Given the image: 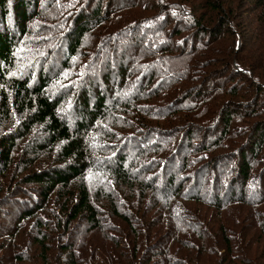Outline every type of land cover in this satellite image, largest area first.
I'll return each mask as SVG.
<instances>
[{
  "label": "trees",
  "instance_id": "16d2710c",
  "mask_svg": "<svg viewBox=\"0 0 264 264\" xmlns=\"http://www.w3.org/2000/svg\"><path fill=\"white\" fill-rule=\"evenodd\" d=\"M58 1L0 0V264H259L238 251L241 235L231 223L240 222L245 216L230 214L226 207H250L246 219L248 225L254 226L260 210L254 207L258 202L249 199L255 193H238L232 190V184L244 183L253 176L251 157L257 159L264 147V101L257 96L245 97L247 91L242 93L235 83L241 81V88L254 85L248 81H258L256 76L236 69L234 64L225 72L210 70L218 61L208 55L209 43L215 42L210 40L212 36H220L218 33L225 29L230 31L229 21L239 14L233 8L240 0L230 1L229 15L223 12L224 0H213L211 7L218 11L215 27L205 24L201 16L192 17L196 6L188 3L185 7L190 14L186 15L185 9H179L176 15L166 14L158 35L168 29L171 20L174 37L181 36L182 30L176 26L182 20L193 29L190 51L179 52L171 36L165 37L168 42L163 50L130 40L126 42L127 51L123 46L112 47V53L102 57L101 66L95 64L106 49L104 44L112 36L117 18L119 24L123 21L119 27L130 36L145 26L126 18L127 13L120 15L122 9L118 8L123 0H74L67 27L47 31L40 39L43 48L29 49L31 36L36 32L31 21L39 19ZM250 1L262 6L264 12V0ZM77 3L80 5L75 7ZM262 14L254 19L258 24L264 18ZM7 19L10 22L5 25ZM216 28L221 30L215 31ZM89 36L97 38L99 47L95 57L84 63L85 75L80 85L86 86L85 91L73 105L75 115H70L62 109L65 96L60 95L67 92L80 50ZM241 36L239 52L244 49V34ZM148 40L154 44L158 41L156 36ZM251 41L246 37V46ZM138 46H144V50L137 52L140 58L133 72L129 66L134 62L132 51ZM233 47L236 48L234 44ZM120 48V54L116 53ZM127 52L130 53L126 56ZM227 55L233 57L234 53L228 50ZM257 55L260 54L241 55L242 69L255 70L260 66L262 60ZM181 58L187 66L192 62L189 67L193 70L187 68L177 75L174 84L181 85V90L165 101L171 110L167 105L164 110L169 112L168 118L172 114L173 123L183 114L185 133L177 152L167 159L174 144L165 149L163 141L147 145L145 138L137 139L142 129L154 134L161 130L149 128L139 119L129 127L140 130L122 138L113 133L118 125L112 119L121 106L123 85L133 81L136 71L144 69L138 89L144 95L149 92L153 101L152 86L146 87L143 81L155 80L169 66L173 70L177 61L182 65ZM26 60L31 65L38 62L39 71L33 80L31 72H24ZM45 65L58 69L44 72ZM96 70L98 74L105 73L101 81L87 80L86 76H98ZM111 75L112 86L117 89H113L109 102L104 89L110 87ZM59 85L63 88L52 94L51 90ZM263 91L257 86L255 93ZM150 110L151 107L142 113L145 118L150 116ZM122 112L129 119V108ZM236 117L244 119L243 124L250 125V129L237 148L235 174L222 185L223 191L218 185L224 175L222 166H228L231 158L220 154L207 157L199 173L181 174V166L176 168L178 159L188 161L195 152L211 150L229 134ZM202 131L205 134L201 135L200 148L185 153L186 148L194 146L196 133ZM211 132L216 137L214 141L209 140ZM111 138L115 145L140 143L132 146L134 153L127 157L123 149L116 154V149L107 143ZM21 139H26L25 147H20ZM40 154L46 161L39 160ZM22 162L25 170L20 168ZM211 169L220 173L215 174L210 187H205L200 182L209 180L205 172ZM258 177L262 180L253 177L251 181L259 194L264 191V167ZM189 182L193 185L187 187ZM26 235L31 237L26 239Z\"/></svg>",
  "mask_w": 264,
  "mask_h": 264
},
{
  "label": "rangeland",
  "instance_id": "374dc122",
  "mask_svg": "<svg viewBox=\"0 0 264 264\" xmlns=\"http://www.w3.org/2000/svg\"><path fill=\"white\" fill-rule=\"evenodd\" d=\"M74 0H60L58 3L50 10L42 13L39 19L36 20V18H33L32 22V29H34L36 32L31 36L32 39V45H30L29 49H42L43 45L40 42L41 37L46 33L47 31H56L60 29H64L67 27V21L72 14V10H70V5L72 4ZM230 1L234 0H224V6L223 11L226 14L231 13V3ZM211 2H208V0H123L119 3V8L121 10V16L126 14V18H129L134 20V22H137L138 24H143L145 28L143 30H138V32L134 36H130L129 34L125 33L122 28L119 27L123 23V21L119 24L118 23V18L116 19V27L115 30L111 33L112 36L110 38H107L104 46L106 49H104V52L98 55V61L96 62L95 66H101L100 63L102 62V57L107 54L112 53V47H119L123 46L126 49L127 43L130 40H134L136 42H139L141 44L144 43L146 48H151L152 46H156L157 49L163 50L164 47L166 46V43L168 42V39H165V37L171 36V39H174V43L176 46L179 48L178 51L181 52L182 50H187L190 51L192 48V38L194 36V33L192 32V28L189 24H184L182 20H180V24H178L176 27L181 28L182 30V35L178 36L177 38L174 37V33L172 31L174 29L171 23V20L168 23V29L163 30V32L158 35V27L159 25L164 24V20L166 19V14L172 13V15H176L179 12V9H185V14L188 15L191 13L189 8L185 7V4L188 3L191 7H194L195 9V15H192V17H197L201 16L203 18V21L205 24H210L211 26L214 25V21H216L217 13L218 11H215L212 9ZM81 3V2H80ZM80 3H77L75 7L80 5ZM242 5L241 8H238V4ZM105 8V4H104ZM234 11L235 13H239L236 15V18L233 20L229 21V28L230 31L226 30L218 33L217 36L214 35L210 40H213L215 42L209 43L208 49L211 60L213 61H218V64L214 67H212L210 70L214 68H218L220 72L224 71L225 68H229L234 64L236 69L243 70L244 72H248L249 76H256L258 81H248V83H253L254 85L247 86L245 85L244 88H241V81H235L237 88L242 92H246L245 97H261L262 100L264 101V91L260 94L257 92L258 95H256L257 91V86H261L264 89V12L261 11L262 6H257L256 3H253L250 0H240L239 3H235L234 6ZM261 11V12H260ZM242 13V15H240ZM262 14V22L258 24V22H255L254 19L260 14ZM10 17V16H9ZM215 17V18H214ZM11 18V17H10ZM210 22H209V21ZM10 22V19H7L5 22V25H8ZM30 22V23H31ZM29 23V24H30ZM89 23V21H88ZM118 27L120 29H118ZM215 27V25L213 26ZM223 28V27H222ZM138 29V28H135ZM170 30V31H168ZM221 30L219 28H216L215 31ZM230 32H234L230 33ZM240 34H237V33ZM242 33L244 34V49H242L241 52H239L240 44H242ZM237 34V36H236ZM241 37H240V36ZM150 36H156L158 41H154L152 43L148 38ZM246 37H250L252 39L251 43L249 46H246ZM96 37L89 36L84 40V44L82 46L83 50H80L79 53V60L78 64L74 66V74L71 79V81L67 85V92L66 94H61V97H64V101L62 104V109L67 112L70 115H75V111L73 110V105L75 101L79 98L80 93L85 91L84 85H80L81 83V77H83L85 74V61L87 59L93 58L96 55L97 48L99 47L96 44ZM209 41V40H208ZM201 40L199 41V46ZM233 44L236 46L234 49ZM204 47H206L204 45ZM123 50V48L115 50L116 53L120 54V52ZM144 46H138L137 48L133 49L132 55L134 56L133 58V64L129 66L131 67V71H135V66L136 62L139 60V55H137L138 51H143ZM232 50V52L236 53L235 57H229L227 55V51ZM253 50H255L253 52ZM32 51V50H29ZM127 52L126 56L128 55ZM259 53L260 55H257L261 58L262 63L260 66L255 67V70L253 69H248L244 70L242 69L241 63H239L240 56L242 55L243 57H249V54H256ZM248 54V55H247ZM230 55V54H229ZM247 55V56H246ZM116 56V54H113V58ZM237 56V59H236ZM193 57H196L195 55ZM199 57V56H198ZM112 58V59H113ZM166 58L165 56L162 58ZM256 58V57H255ZM161 59V60H162ZM182 59V58H181ZM185 59H182L181 63ZM199 58H197V61ZM231 61V62H230ZM126 63V61H125ZM174 63V62H173ZM179 62L177 61L175 63L174 69L172 67H168L167 70H165V73L161 75L160 77H157L153 81H149L148 79H145L143 81L144 85L146 87H151L152 90L150 91L153 95V101L150 99L149 92L144 95L142 92H140V89H138V83L142 81V75L144 74V69H139L132 75L133 81H127L123 85V94L122 98L120 100L121 106L116 112V117L113 118V122L117 124L118 126L116 127L117 130L113 131L115 135H120L122 138H126L131 131L138 132V130L135 129V127H129L132 124H137L138 120L141 119L142 124H147V127L150 128H157L161 131H156L155 134L148 130V129H142V133L140 134L141 137H138L137 139L140 138H145L147 141V145H155L159 142L165 143L164 148H171V146L174 144V149L172 153L167 157L169 159L172 157L177 150L179 149L181 145V141L183 139V114H180V118L178 119V122L173 123L170 120V117L168 118V113L167 111L164 110L166 105L170 108L172 106L168 105L167 99L170 97H173L175 94L180 92V87L181 85L176 86L175 81H177V75L184 71L187 68H190V70H193V68L189 67L193 63L190 62L189 65L187 66L185 63L178 64ZM224 64V65H223ZM212 66V65H211ZM209 66L208 69L211 67ZM49 66H44V72L47 71L48 73H54L57 71V67L53 69H49ZM162 68H164L162 66ZM99 69V68H98ZM101 69V68H100ZM99 69V70H100ZM207 69V67H205ZM35 70V71H34ZM39 71V66L38 62L34 65H31V61L26 60L24 61V72L27 73H32V80L34 79L35 76H37L36 72ZM177 71V72H176ZM93 72V71H92ZM97 72V70H96ZM108 72V71H107ZM204 72V71H201ZM97 77L91 78L87 77V80H95V81H101V79L104 77L105 73H100L98 74L97 72ZM107 76V75H106ZM244 78V77H243ZM113 79L112 75L110 76L109 80L111 81ZM234 79L239 80V78L234 77ZM245 80V78H244ZM246 81V80H245ZM244 81V82H245ZM158 82V83H157ZM246 83V82H245ZM113 81L110 82V87L108 89H104L105 92L108 94V101L112 100V96L114 94V91L117 89L116 86H112ZM229 83L226 82V85ZM103 88H104V84ZM63 88V85H59L51 90L52 94H56L59 90ZM134 90L132 91V89ZM114 89V91H113ZM132 91V92H131ZM141 93V94H139ZM144 97V98H141ZM239 100L243 101L244 103V98L240 97ZM109 101V102H110ZM152 101V102H151ZM128 107L129 108V119H127V116L125 115V112H122V109ZM151 107L150 110V116L145 118L144 113L146 109ZM211 112H214V108H211ZM164 115V116H163ZM206 116V115H205ZM169 119L167 122L163 123L165 119ZM145 119V121H144ZM235 122L230 128L229 134L221 140V142L211 148L208 152H195L193 155H191V159L188 161H183V157L181 159H178L180 162L176 165V168L179 166L180 169H182L181 174H197L201 171L204 163V159L207 157H214L216 155H219L221 157H228L231 158V163L228 166V163H224L222 167H224V175L222 177V180L219 182V186L221 187L222 191L223 188L222 185H224L228 180L229 176L235 174V167L237 165L238 158L236 156L237 148L242 145V142H244L245 138L243 137L245 133H247L248 129H250V125L246 126V124H243L245 121L244 119H240V117H236L234 120ZM206 122V121H205ZM205 122H202L205 123ZM108 123H111V120L108 121ZM178 124V125H176ZM181 124V125H179ZM180 131L182 133H180ZM141 132V131H139ZM175 136L170 135L169 133H176ZM220 132V131H217ZM157 133V134H156ZM185 133V132H184ZM154 134V135H152ZM205 134L204 131L198 132L195 135L194 138V146L193 147H188L184 150L185 153H193L195 150L199 149L201 146V143L203 139L201 138V135ZM151 135V136H149ZM216 139L215 135L212 134V132L209 135V140L214 141ZM210 142V141H209ZM20 144V147H25L26 139L19 140L18 142ZM107 143L111 145L114 149H116V154L120 149H123L124 153H126L127 157H129V154L133 155L134 151H132V146L134 144H139V141H130L128 145L124 146L125 144H118L115 145V139L111 138L107 140ZM146 144V143H145ZM115 154V155H116ZM40 161H46V158L44 155L40 154ZM251 161L253 164L252 170H251V175L246 182L244 183H235L232 184L234 188L232 190H237L238 193L244 192L247 194L248 192L250 193H255L256 196L250 197V201H257L258 203L255 204V209H259V213L255 216V223L254 226L248 225V219H246V213L250 210V207L244 206V205H232L228 204L226 207V210L230 212V214H243L245 217L242 219L240 222H232V226L235 230L239 232L241 235V240L238 243L239 247V252H242L243 255L244 253L248 256L254 259L256 262L259 264H264V191L261 193H257V188L255 186L254 181H251V178L257 177L260 181L262 180V177H258V175L261 173L262 168L264 167V147L259 155V157L252 158ZM24 162L21 163L20 168H23L22 170H25V165H22ZM220 171H216L214 169L209 170L208 172H205L206 177L209 180L203 179L202 183L205 185V187H210L211 183L213 182V178L215 177V174ZM187 187H190L193 185V183L189 182L187 184ZM228 186L231 184H227ZM210 190L209 192H211ZM242 194H238V196H241ZM214 196V194L210 195ZM207 198L209 196H206ZM211 202V201H210ZM215 203V201H213ZM244 236V237H243ZM30 236L26 235V239H28ZM249 238V240H244V238ZM16 249V248H15ZM25 247L23 251H25ZM246 251V252H245Z\"/></svg>",
  "mask_w": 264,
  "mask_h": 264
}]
</instances>
